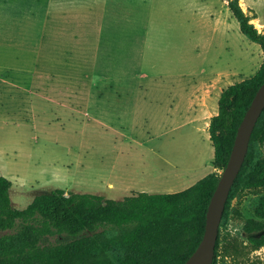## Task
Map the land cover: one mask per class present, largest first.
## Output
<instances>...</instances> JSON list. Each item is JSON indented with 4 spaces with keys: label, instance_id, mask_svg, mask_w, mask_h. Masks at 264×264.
<instances>
[{
    "label": "rangeland",
    "instance_id": "374dc122",
    "mask_svg": "<svg viewBox=\"0 0 264 264\" xmlns=\"http://www.w3.org/2000/svg\"><path fill=\"white\" fill-rule=\"evenodd\" d=\"M239 3L244 12L255 17L250 23L264 33V0ZM152 5L160 22L155 31L138 28L131 33L140 43L154 36L151 76L41 75L38 73L88 71L93 66L86 61L105 54L70 44L41 43L35 27L29 28L20 43L0 36V175L11 182L15 208L23 209L36 195L56 188L108 193L103 171L112 164L121 166V172L114 175L118 185L112 192L121 191L111 193V199L141 191L180 192L207 174L213 148L201 123L184 124L145 143L135 135L133 140L122 141V149L120 140L105 139V134L110 135L107 126L86 114L102 112L106 100H152V89L169 90L168 83L171 91H177L178 101L185 87L194 90L193 98L203 99L204 82L210 101H215L229 85L254 76L264 62L260 46L241 33L224 0H153ZM253 5L257 11L251 9ZM31 29L36 31L30 33ZM87 103L96 107L87 109ZM77 104L80 106L75 107ZM140 118L135 124L127 117L125 124L112 127L126 134L148 130L151 121L142 123ZM79 159L80 167L74 171L71 163L75 165ZM149 168L153 176L144 173ZM216 173L220 176L222 170ZM263 194L264 188L245 191L232 201L227 218L219 225L217 264H264V246L251 250L243 233L245 221L254 218L253 198ZM232 245L236 253H223Z\"/></svg>",
    "mask_w": 264,
    "mask_h": 264
},
{
    "label": "trees",
    "instance_id": "16d2710c",
    "mask_svg": "<svg viewBox=\"0 0 264 264\" xmlns=\"http://www.w3.org/2000/svg\"><path fill=\"white\" fill-rule=\"evenodd\" d=\"M250 41L264 56L259 32L239 0H224ZM264 83V62L251 78L226 87L217 115L208 127L214 150L212 166L223 170L237 129ZM219 175L210 173L176 193H134L120 201L56 188L36 195L23 209L11 203V182L0 175V264H184L199 244L206 211ZM264 188V109L253 129L248 151L230 190L222 220L232 201L245 191ZM254 218L243 233L251 250L264 246V194L251 203ZM219 236V235H218ZM54 239V240H52ZM217 238L212 264L220 253ZM237 252L234 245L223 253Z\"/></svg>",
    "mask_w": 264,
    "mask_h": 264
},
{
    "label": "crops",
    "instance_id": "0c3cea01",
    "mask_svg": "<svg viewBox=\"0 0 264 264\" xmlns=\"http://www.w3.org/2000/svg\"><path fill=\"white\" fill-rule=\"evenodd\" d=\"M152 1L0 0V36L10 42L20 43L25 40L30 30L29 28L35 27L39 29L40 36L38 41L41 43H55L57 46L70 44L79 49L103 52L105 54V56L96 54L88 59L86 64L93 66L88 71L77 69L65 73V75L62 73L61 75H51L52 73L37 72L41 75L151 76L154 75L153 70L155 69L152 56V52L155 50L154 36L148 37L144 43H140V40L133 38L131 33L136 32L135 30L138 28H148L155 31V27L160 24L153 14L155 8L152 5ZM252 8L257 11L255 5ZM31 31L30 33H33L36 30L31 29ZM13 74L17 75L16 73ZM167 87L169 90H165L166 86L164 85L165 91L160 88L157 90L153 88L152 100H106L103 101L102 112L93 110L91 112L87 111L86 114L92 121L99 125L107 126L110 129V135L105 134V139L114 143L120 140L121 144L119 146L122 149L125 143L122 141L133 140L134 137L138 136L145 143L144 141H151L181 129L184 124L201 123L208 132L211 117L217 115L220 96L215 101H210V92L203 82V99L193 98L194 90L185 87L180 91L177 101L175 98L177 91H171L172 86H169V83ZM143 98L145 97L143 96ZM91 104L87 103L84 106L87 109L96 107ZM79 106L77 104L75 107ZM130 107L134 110L128 111ZM127 117H131L135 124L138 123L139 117H141L140 121L142 123L151 121V127L146 131L134 132V134H126L112 127V125L125 124ZM105 139L103 138V140ZM98 144L101 147L102 144L99 142ZM81 149V147L78 149L77 155H80ZM89 150L92 151L93 149ZM100 150L102 149L100 148ZM86 152L84 151V153ZM212 161L209 162L210 167L206 175L216 173L219 170L212 166ZM80 164L81 161L79 159L75 165L71 163V166L74 170L80 167ZM119 167L117 168L115 164H112L104 171L102 170L109 192H95L94 194L115 201H120L126 197L111 199L110 196L111 193H120L121 191L112 192L118 185V182L114 181V175H116V172H121ZM153 172V169L149 168L144 173H149L153 176ZM180 176L182 177V175Z\"/></svg>",
    "mask_w": 264,
    "mask_h": 264
},
{
    "label": "water",
    "instance_id": "95a60500",
    "mask_svg": "<svg viewBox=\"0 0 264 264\" xmlns=\"http://www.w3.org/2000/svg\"><path fill=\"white\" fill-rule=\"evenodd\" d=\"M263 109L264 83L256 91L237 129L228 162L219 176L207 207L203 236L184 264H212L225 204L233 183L244 163L253 129Z\"/></svg>",
    "mask_w": 264,
    "mask_h": 264
}]
</instances>
